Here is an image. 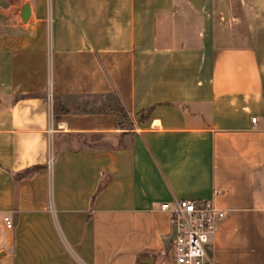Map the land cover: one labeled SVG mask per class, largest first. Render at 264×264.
<instances>
[{
  "label": "crops",
  "instance_id": "1",
  "mask_svg": "<svg viewBox=\"0 0 264 264\" xmlns=\"http://www.w3.org/2000/svg\"><path fill=\"white\" fill-rule=\"evenodd\" d=\"M174 197L264 264V0H0V264H173Z\"/></svg>",
  "mask_w": 264,
  "mask_h": 264
},
{
  "label": "built area",
  "instance_id": "2",
  "mask_svg": "<svg viewBox=\"0 0 264 264\" xmlns=\"http://www.w3.org/2000/svg\"><path fill=\"white\" fill-rule=\"evenodd\" d=\"M47 100H50L48 95ZM251 121L255 122V117ZM51 163L53 155L49 153L45 163L47 169ZM160 209L170 214L172 263L212 264L207 249L211 246L216 221L223 217L224 212L216 208L210 200L197 202L194 199L176 197L170 202H162ZM2 223L5 228H11L9 216H3Z\"/></svg>",
  "mask_w": 264,
  "mask_h": 264
},
{
  "label": "water",
  "instance_id": "3",
  "mask_svg": "<svg viewBox=\"0 0 264 264\" xmlns=\"http://www.w3.org/2000/svg\"><path fill=\"white\" fill-rule=\"evenodd\" d=\"M27 15H28V7H27V5H23L20 8V12H19V16H20L21 20L25 21V19L27 18ZM0 255H1V252H0Z\"/></svg>",
  "mask_w": 264,
  "mask_h": 264
},
{
  "label": "trees",
  "instance_id": "4",
  "mask_svg": "<svg viewBox=\"0 0 264 264\" xmlns=\"http://www.w3.org/2000/svg\"><path fill=\"white\" fill-rule=\"evenodd\" d=\"M34 169H35L34 167L29 168V169L25 170L21 175L30 174V173H32L34 171Z\"/></svg>",
  "mask_w": 264,
  "mask_h": 264
},
{
  "label": "rangeland",
  "instance_id": "5",
  "mask_svg": "<svg viewBox=\"0 0 264 264\" xmlns=\"http://www.w3.org/2000/svg\"><path fill=\"white\" fill-rule=\"evenodd\" d=\"M49 150V149H48Z\"/></svg>",
  "mask_w": 264,
  "mask_h": 264
}]
</instances>
